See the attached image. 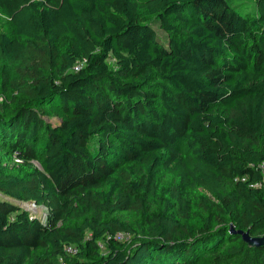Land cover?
I'll use <instances>...</instances> for the list:
<instances>
[{"label": "trees", "instance_id": "1", "mask_svg": "<svg viewBox=\"0 0 264 264\" xmlns=\"http://www.w3.org/2000/svg\"><path fill=\"white\" fill-rule=\"evenodd\" d=\"M0 15V264H264V0Z\"/></svg>", "mask_w": 264, "mask_h": 264}, {"label": "rangeland", "instance_id": "2", "mask_svg": "<svg viewBox=\"0 0 264 264\" xmlns=\"http://www.w3.org/2000/svg\"><path fill=\"white\" fill-rule=\"evenodd\" d=\"M242 12H244V10H242ZM0 31H4V32H8L9 31L8 24H7V19L4 18L1 15H0ZM44 116H45V119L48 122H50L51 124H55V123H57L59 121L56 117H54L53 115H50L48 113H46V115H44ZM23 205L25 206V208H27V210L31 213V215H36L41 220H43L44 212H45V208L44 207L34 205L32 202H25V203H23Z\"/></svg>", "mask_w": 264, "mask_h": 264}, {"label": "water", "instance_id": "3", "mask_svg": "<svg viewBox=\"0 0 264 264\" xmlns=\"http://www.w3.org/2000/svg\"><path fill=\"white\" fill-rule=\"evenodd\" d=\"M230 230L233 232L234 227L230 225ZM242 235V239L249 245L253 247H260L264 245V234L259 236H251L248 231H240L239 232Z\"/></svg>", "mask_w": 264, "mask_h": 264}, {"label": "built area", "instance_id": "4", "mask_svg": "<svg viewBox=\"0 0 264 264\" xmlns=\"http://www.w3.org/2000/svg\"><path fill=\"white\" fill-rule=\"evenodd\" d=\"M260 167L262 168V171H263V174H264V163H261V165H260ZM263 180H264V175H263ZM23 203H25V202H23ZM23 203H22V206L25 208V206L23 205ZM33 203V202H32ZM34 204V203H33ZM35 205V204H34ZM26 210H27V208H25ZM119 236L121 237V235L119 234ZM67 251L68 252H71L72 251V249H71V247H67Z\"/></svg>", "mask_w": 264, "mask_h": 264}]
</instances>
